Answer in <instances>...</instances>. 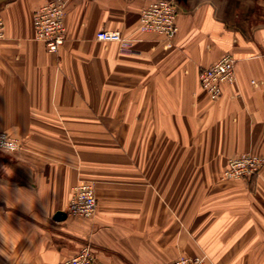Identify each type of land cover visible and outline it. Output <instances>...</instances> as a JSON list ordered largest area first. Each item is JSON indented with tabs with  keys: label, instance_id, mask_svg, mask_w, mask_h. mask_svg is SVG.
Instances as JSON below:
<instances>
[{
	"label": "crops",
	"instance_id": "crops-1",
	"mask_svg": "<svg viewBox=\"0 0 264 264\" xmlns=\"http://www.w3.org/2000/svg\"><path fill=\"white\" fill-rule=\"evenodd\" d=\"M45 1L0 3V133L21 144L0 151V264H60L85 244L98 264H264V168L222 179L230 158L264 157V0H172L170 40L139 31L154 0H67L56 54L34 36ZM227 54L236 81L211 100L198 74ZM83 180L94 216L54 220Z\"/></svg>",
	"mask_w": 264,
	"mask_h": 264
},
{
	"label": "built area",
	"instance_id": "built-area-1",
	"mask_svg": "<svg viewBox=\"0 0 264 264\" xmlns=\"http://www.w3.org/2000/svg\"><path fill=\"white\" fill-rule=\"evenodd\" d=\"M67 0H46L33 13L32 26L35 39L41 41L49 53L56 54L66 41L64 25L65 6ZM177 8L172 0H154L146 6L140 15L139 31L141 33H155L166 39H172L177 33ZM96 39L102 42L119 44L120 51L131 53L136 41L124 37L119 31L101 29L96 33ZM5 38V26L0 15V43ZM236 60L230 55H224L209 67L200 70L198 74L199 88L211 100L219 99L223 94V87L236 81ZM253 84H255L253 82ZM21 149L20 141L5 133H0V151L16 153ZM264 168V157L252 153H245L230 158L222 172L223 180H241L258 176ZM97 207L94 184L90 181H80L73 189L72 196L66 206L67 216L90 219ZM205 255L196 257L181 256L171 264H208ZM60 264H98L93 248L89 244L80 247L71 258Z\"/></svg>",
	"mask_w": 264,
	"mask_h": 264
},
{
	"label": "water",
	"instance_id": "water-1",
	"mask_svg": "<svg viewBox=\"0 0 264 264\" xmlns=\"http://www.w3.org/2000/svg\"><path fill=\"white\" fill-rule=\"evenodd\" d=\"M4 1H6V0H0V3L4 2ZM66 217H67L66 212H64V211H58L54 215V220L61 221V220L66 219Z\"/></svg>",
	"mask_w": 264,
	"mask_h": 264
},
{
	"label": "rangeland",
	"instance_id": "rangeland-1",
	"mask_svg": "<svg viewBox=\"0 0 264 264\" xmlns=\"http://www.w3.org/2000/svg\"><path fill=\"white\" fill-rule=\"evenodd\" d=\"M65 212V211H64ZM91 246V245H90ZM95 255V254H94Z\"/></svg>",
	"mask_w": 264,
	"mask_h": 264
}]
</instances>
